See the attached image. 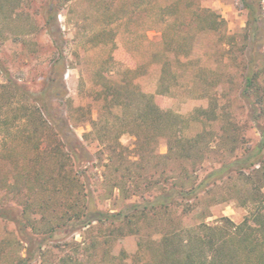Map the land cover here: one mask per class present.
<instances>
[{
	"label": "rangeland",
	"instance_id": "374dc122",
	"mask_svg": "<svg viewBox=\"0 0 264 264\" xmlns=\"http://www.w3.org/2000/svg\"><path fill=\"white\" fill-rule=\"evenodd\" d=\"M258 1L264 26V0ZM40 7V0H23L17 8L22 11L17 21L16 17L0 15V203L17 207L18 218L23 223L24 200L28 198L29 202L30 196V201L39 202L46 197L33 182L35 165L31 158L36 153L34 145L37 142L33 137L26 138L36 129L32 120L35 117L32 96L44 85L56 55L43 30ZM59 7L58 24L66 38L61 46L67 64L63 76L67 96L51 97L50 103L61 114V121L69 122L94 156L86 168H79L86 170L83 174L107 172L104 164L109 163L112 154L107 144L111 146L116 132H119L116 142L129 158H137V163L147 169L152 161L158 160L147 155V150L154 148L156 154L166 152L167 137L156 136L141 149L149 132L142 127L132 128L133 115L141 109L144 95L152 94L159 108L177 116L179 133L186 137L192 136L200 126L204 127L194 120L195 109L206 107L208 95L221 96L219 101H225L238 124L240 143L229 154L225 151L227 145L223 146L219 137L213 135L209 143L212 151H207L200 164L205 170L258 140V132L246 119V109L236 95L244 65L242 58L248 53L247 47L240 53L245 44L246 21L242 0H60ZM197 9L199 13L213 11L217 14V20H222L217 29L195 20L191 12ZM174 17L177 18L175 23L172 22ZM261 50L264 51V45ZM259 68H263L261 63ZM116 84L118 88L124 86L118 89L119 95L114 96L110 91L108 99L104 100L107 85L114 87ZM16 85L25 94L16 89ZM160 85H170V92L160 93ZM116 100L120 105L116 106ZM98 120L112 121L113 125L107 124L105 130H100L95 124L94 128L91 121ZM47 126L44 123L40 127L44 128L40 145L48 141ZM205 128L217 132L219 125L206 123ZM104 131L107 132L103 139L95 140L96 135ZM35 164L43 173L53 169L49 160L41 159ZM169 165L174 170L179 168L175 161ZM204 172L197 169L195 175L202 177ZM227 180L218 181L209 192L201 193L200 199L194 200L185 214L179 215L180 207L178 211H170L169 216L155 219L154 223L139 222L137 234L126 233L125 229L123 235L116 230L107 235L105 226L92 225L44 241L36 259L29 264H153L156 260L154 250L169 227L188 229L202 220L211 224L219 217L234 223L243 220L247 209L230 190L234 180ZM16 186L20 187L18 193ZM101 187L99 185L95 193L99 208L116 210L122 205L117 196L109 198L106 192H101ZM262 192L264 195V187ZM66 197L63 194L52 196L50 206L43 212L34 205L26 209L35 211L30 215L36 221L34 230L28 226L27 231L20 233L13 221L0 217V264H22L19 258L25 257L27 250H37L38 242L47 235L42 232L46 227L44 221L50 226L60 224ZM180 232L181 236H186V232ZM92 240L97 242L92 245Z\"/></svg>",
	"mask_w": 264,
	"mask_h": 264
},
{
	"label": "trees",
	"instance_id": "16d2710c",
	"mask_svg": "<svg viewBox=\"0 0 264 264\" xmlns=\"http://www.w3.org/2000/svg\"><path fill=\"white\" fill-rule=\"evenodd\" d=\"M22 2L23 0H0V15L5 18L16 17L17 21L22 12L17 8ZM242 3L246 9V21L245 34H243L245 44H242L240 53H243L245 47L248 53L246 58H242L244 65L241 68V82L238 84L236 95L246 109V119L253 123L258 132V140L245 147L242 152L233 154L226 160H219L217 165H211L205 170L200 167V164L206 158L207 151H212L209 143L213 141V135L219 137L223 146L227 145L228 150L225 149V151L229 154H232L240 143L238 124L225 106V101H219L221 96L217 93L208 95L206 107L195 109L194 120L203 123L204 127L200 126L201 128L192 136L186 137L179 133L177 116L159 108L152 94L144 95L140 113L133 115L132 128L135 127L138 130L142 127L149 132L144 137L141 149L156 136L167 137L166 152L156 154L154 148L147 150L149 152L147 155H151L153 159L158 158L157 161L151 160L152 163L149 161L151 167L147 169L144 165L137 163V158L133 160L129 158L121 144L116 142L119 134L116 132L111 146L105 145L112 153L108 159L109 163L104 164L107 172L85 175L84 168L94 156L85 143L77 137L69 122L61 121L59 118L61 114L55 111L50 103L51 97L67 96L63 80L67 64L61 46L66 38L58 24L60 0H40L39 15L42 27L56 55L51 61L44 85L38 94L32 96L31 103L35 111V117L32 120L36 129L34 134H28L26 138L31 140L33 137L37 142L34 145L36 153L31 158L35 165L33 182L38 184L40 192L45 193L46 197L41 198L39 202L30 201V196L29 202L28 198L24 200L21 213L25 223L18 218L17 207L14 209L1 203L0 217L13 221L20 233L27 231L28 226L34 230L36 221L30 215H33L35 211L29 212L26 209L34 205L43 212L50 206L49 202L56 194H63L65 197L67 195V200H65V209L59 217L60 224L50 226L44 221L46 227L42 232L47 234L46 237L38 242L36 251L27 250L26 256L19 258L20 263L29 264L35 260L37 251L40 250L44 241L55 240L65 233L92 225L105 226L108 230L107 235H112L114 230L123 235L125 229L126 233L137 234L140 231L139 222H143L144 225L150 221L154 223L155 219L169 216L170 211H178L180 207L179 215L185 214L190 210L193 201L200 199L201 193L209 192L216 182L233 179L230 190L240 205L247 209L243 220L234 223L226 217H219L211 224L202 220L188 229L169 227L170 230H164L159 246L156 251L154 250L153 258L156 260L153 264H264V195L262 192L264 187V51L261 50L264 45V26L260 2L242 0ZM191 13L195 16V20L206 23L210 29H217L220 21L222 22L221 19L217 20L219 16L213 11L204 14V12L199 13L197 9ZM175 19L177 20L174 17L173 23L176 22ZM162 37L165 40V33ZM260 63L263 65L261 69ZM163 71L165 72L166 69L164 68ZM170 73L174 77V74ZM160 80L163 81V76H160ZM111 87L113 86L107 85L105 88L107 92L105 91L104 100L108 99L110 91L114 96H118L120 93L118 89L124 86L118 88L116 84L113 88ZM170 87V85H160V93L166 90L170 92ZM17 88L25 94L16 85ZM115 102L116 106L120 105L118 100ZM44 123L48 124L49 131L45 132L48 141L40 145L44 135L43 133L41 136L44 128L40 127ZM91 123L94 128L97 124L100 130H105L107 124L113 125L112 121L109 123L106 120L91 121ZM206 123L219 125L218 131L206 130ZM105 132L107 131L97 134L95 140L101 141L102 136L106 135ZM117 146L120 148L116 149ZM220 148L224 150L222 146ZM97 157L100 158V156ZM138 158L141 159L139 154ZM41 159L49 160L53 164V169L43 173L39 165L37 167L35 164ZM172 161L179 163L178 170L171 168L169 163ZM82 166L83 170H79ZM197 169L205 171L202 177L195 175ZM100 177L103 178L101 183H99ZM99 185L102 186L101 192H106L109 198L115 199L117 196L122 205L116 210L99 208L95 199ZM18 191L20 187L16 186V193ZM168 221L172 220L169 218ZM179 229L186 232L185 237L181 236ZM102 236L104 237V234ZM95 242L97 240H92V245Z\"/></svg>",
	"mask_w": 264,
	"mask_h": 264
}]
</instances>
